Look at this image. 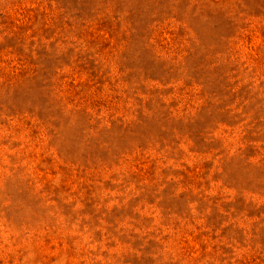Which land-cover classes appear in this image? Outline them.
Returning <instances> with one entry per match:
<instances>
[{
  "label": "rangeland",
  "instance_id": "rangeland-1",
  "mask_svg": "<svg viewBox=\"0 0 264 264\" xmlns=\"http://www.w3.org/2000/svg\"><path fill=\"white\" fill-rule=\"evenodd\" d=\"M0 264H264V0H0Z\"/></svg>",
  "mask_w": 264,
  "mask_h": 264
}]
</instances>
